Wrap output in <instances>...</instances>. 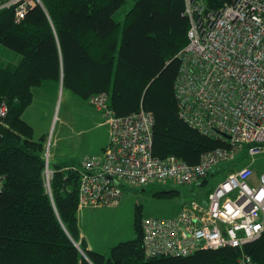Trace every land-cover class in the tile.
<instances>
[{
	"label": "trees",
	"instance_id": "16d2710c",
	"mask_svg": "<svg viewBox=\"0 0 264 264\" xmlns=\"http://www.w3.org/2000/svg\"><path fill=\"white\" fill-rule=\"evenodd\" d=\"M40 1L20 20L12 8L0 9V46L17 56L0 55V105L7 108L0 116V264H236L239 250L229 246L147 256L139 215L134 238L90 248L79 234L78 165L51 164L47 186L46 137L35 138L23 117L39 88L55 96L61 85L83 99L105 91L117 114L152 111L156 157L195 163L223 146L179 115L174 81L177 52L187 43L184 0H132L121 33L114 13L125 0ZM243 250L264 264V231Z\"/></svg>",
	"mask_w": 264,
	"mask_h": 264
},
{
	"label": "built area",
	"instance_id": "2783aa9c",
	"mask_svg": "<svg viewBox=\"0 0 264 264\" xmlns=\"http://www.w3.org/2000/svg\"><path fill=\"white\" fill-rule=\"evenodd\" d=\"M40 0H0L16 20ZM187 43L174 81L179 115L191 127L225 144L203 151L188 163L174 155L152 152L154 115L140 107L117 114L105 91L88 100L109 126L102 154L84 155L79 164L78 202L82 206H114L123 183L153 181L190 184L208 175L210 167L233 158L248 144L253 157L264 150V0H184ZM6 105H0V116ZM46 142L44 177L49 167ZM250 164L235 169L207 194L208 204L185 202L169 217L142 216V244L147 256L188 255L198 249L229 246L239 250L236 264H257L243 246L264 231V173ZM1 187V182H0ZM220 223V226L218 223Z\"/></svg>",
	"mask_w": 264,
	"mask_h": 264
},
{
	"label": "rangeland",
	"instance_id": "374dc122",
	"mask_svg": "<svg viewBox=\"0 0 264 264\" xmlns=\"http://www.w3.org/2000/svg\"><path fill=\"white\" fill-rule=\"evenodd\" d=\"M132 3V0H125L114 13V19L120 23V33L125 14ZM0 55L7 60H17L15 53L3 46H0ZM53 101V90L39 88L34 93L32 103L23 113V116L33 126L34 137L45 130L51 119V125H49L46 131L47 134H45L46 142L48 139L51 142L53 141L52 131L60 127L59 124L64 114L66 115L68 112H71L72 115L77 114L81 110L77 104L80 101L86 100L74 95L67 89L62 90L61 88L60 91H57L54 108L52 109ZM50 111H52V114ZM101 134V131L90 128L88 131H84L81 136V138L87 140V143L82 142L84 146L79 142L81 138L78 139L77 137V140H73V144L77 146V150L81 151L78 154L79 157L90 146L92 149L96 148L95 146L96 144L98 145ZM67 141L71 140L64 138V140L59 142V146L62 148ZM247 148L248 144L243 143L233 158L214 163L205 178L190 184H178L170 180L153 181L144 185L123 183V192L116 205L79 207L77 217L84 236L90 244L101 248L105 244L111 245L121 240L134 238V218L136 215L141 217H169L177 213L181 206L192 198L200 199L199 201L206 206L208 204L207 194L227 175L228 171L238 168V166L245 162L246 158L252 157L248 153ZM51 151L52 147L50 146ZM253 157L254 164L256 165V175L260 172L264 173V150L256 153ZM49 167L52 168L51 165ZM256 175H254V181L256 180ZM203 192L206 193L205 198L202 197Z\"/></svg>",
	"mask_w": 264,
	"mask_h": 264
},
{
	"label": "crops",
	"instance_id": "0c3cea01",
	"mask_svg": "<svg viewBox=\"0 0 264 264\" xmlns=\"http://www.w3.org/2000/svg\"><path fill=\"white\" fill-rule=\"evenodd\" d=\"M58 90L59 91L61 90V85H59ZM55 100H56V94L54 96L52 109L54 108ZM85 100L86 101H80V103L77 104V106L81 108V110L77 114L72 115L71 112L70 113L68 112V114H66V115L64 114L62 121L59 124L60 127L57 130L52 131L53 141L51 142V140H50V145H49L50 165L51 164L53 165V164H56L59 162H61V163L68 162L70 164L73 163L75 165H78L81 158L84 155H100V154H102L103 148L105 147V145L107 144L108 139H109V126H108L107 121L104 119L103 115L101 114V112L98 109H96L89 102L88 99H85ZM50 113L52 114V111H50ZM83 123H85V124H83ZM49 125H51V119L49 120L45 130L41 134H39L38 136H35V138H38L41 135L47 134L46 131H47ZM85 127H87V128H85ZM90 128L97 129V130L101 131L102 134L100 136V140L98 142V145L96 144V146H95L96 148L92 149L90 146L88 148V150H86V152L84 154H82L81 157H79L78 154L81 153V151L77 150V146L73 144V140H77V137H78V139H80L81 136L83 135V132L88 131ZM33 136H34V133H33ZM45 137H46V135H45ZM64 138H69V140H71V141L65 142L64 146L61 148L59 146V142L61 140H64ZM80 140L81 141H79V142L82 145H83V143H87L86 139L84 140L83 138H81ZM50 146L52 147L51 152H50ZM60 149H62V150H60ZM247 164H250L253 167V170L256 169V165L254 164V157H248V159L246 158L245 162L242 163V165L238 166V168H240L244 165H247ZM238 168H236V169H238ZM231 171H233V170H229L228 173ZM251 179L254 180V176ZM202 197H204V198L206 197L205 192H203ZM192 199H196V198H192ZM199 203H201V202L199 201ZM175 214H173V215H175ZM78 227H79L80 237L84 238L87 241L86 237L84 236V233L82 232V228H81V224H80L79 220H78ZM87 243H88L90 248L95 249V250H99V251H105L109 245V244H105L103 247L97 248L96 246H93L92 244H90L88 241H87Z\"/></svg>",
	"mask_w": 264,
	"mask_h": 264
},
{
	"label": "water",
	"instance_id": "95a60500",
	"mask_svg": "<svg viewBox=\"0 0 264 264\" xmlns=\"http://www.w3.org/2000/svg\"><path fill=\"white\" fill-rule=\"evenodd\" d=\"M217 223H218V225L220 226V223H219V222H217ZM75 244H76V246H78V243L75 242ZM78 248H79V246H78ZM83 255L85 256L84 253H83Z\"/></svg>",
	"mask_w": 264,
	"mask_h": 264
}]
</instances>
